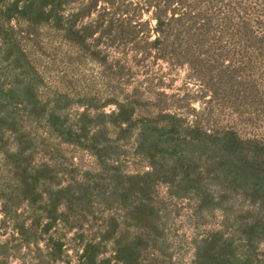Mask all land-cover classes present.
<instances>
[{
    "label": "rangeland",
    "instance_id": "1",
    "mask_svg": "<svg viewBox=\"0 0 264 264\" xmlns=\"http://www.w3.org/2000/svg\"><path fill=\"white\" fill-rule=\"evenodd\" d=\"M205 1L160 44L154 11L130 25L125 6L2 22L23 59L13 64L0 33V85L39 104L0 111L15 122L0 128V264H262L260 198L223 173L214 144L235 133L232 156L257 161L264 0ZM83 117L101 143L68 135ZM142 127L184 143L201 131L209 145L178 164L139 148ZM128 190L136 203L147 194L157 226L133 218L116 195Z\"/></svg>",
    "mask_w": 264,
    "mask_h": 264
},
{
    "label": "trees",
    "instance_id": "2",
    "mask_svg": "<svg viewBox=\"0 0 264 264\" xmlns=\"http://www.w3.org/2000/svg\"><path fill=\"white\" fill-rule=\"evenodd\" d=\"M208 3L204 0H0V33L4 35L6 41L4 42L6 52L13 56V64H19L22 62V57L17 51L15 43H13L4 29L2 22H9L13 16V13H19L23 18H27L31 21L42 20L43 18L58 17L59 13L68 8H74L79 11L85 10L88 17H92L93 14H99L100 11L109 9L110 7L123 8L125 12L133 10L134 16L130 19L123 20L132 25L133 22H137L139 16L143 13L153 10V19L156 21L154 31L157 33L158 38L155 43L160 44L162 41L161 36L164 35L166 29L171 26L172 23H180L185 25L186 23L195 19L196 6H202ZM121 10V9H120ZM121 13L124 10L120 11ZM138 13V15H137ZM127 14V13H126ZM50 15V16H49ZM128 18V15L126 16ZM135 27V26H133ZM138 35L140 32H135ZM14 101H20L36 107L39 104V99L33 91L30 90H18L15 88L4 89L0 85V111L4 112L5 116L11 114V106ZM13 110V109H12ZM13 122V121H12ZM15 123V122H13ZM13 123H7L4 117H0V128H3L5 124L9 127ZM86 119L83 117L78 121L77 129L73 131L70 129L68 135L73 140H79L81 136L89 138L94 143H101L102 134H97L88 137L89 133L86 130ZM147 128L142 127V130L137 135L139 141V148L145 151H150L153 148L161 147L164 152V160L172 158L175 162L183 163L186 159L191 157L193 154L194 146H199V149L207 147L209 144L207 139L201 135V131H194L197 136V140L194 143H184L183 141H176L174 138H170L166 135V132L157 131L154 137H150ZM90 136V135H89ZM185 144V145H184ZM214 151L223 153L226 156L225 161L222 163V170L225 175H230L233 180L246 183L254 190L260 198V211L261 218L258 226L259 233L264 238V139L259 143H256L253 147L257 151V161L252 163L249 159L239 160L232 154L237 153L242 149V142H240L235 133L226 132L223 134L222 139H217L214 144ZM23 153V152H22ZM20 155V153H19ZM230 155V157H229ZM143 193V195H142ZM141 193L139 203L133 200L135 193L131 190L116 193L124 201L134 205L131 209L133 218L137 219V222H143L149 226H157L158 214L151 208L148 203V196L145 192ZM132 247V246H131ZM126 248L123 250L129 256H133L132 249ZM231 261L229 260V264ZM107 264V263H106ZM109 264V263H108ZM219 264H228V261H219ZM264 264V250H263V261Z\"/></svg>",
    "mask_w": 264,
    "mask_h": 264
}]
</instances>
